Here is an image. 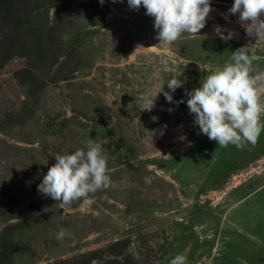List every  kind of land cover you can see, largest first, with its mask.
Returning <instances> with one entry per match:
<instances>
[{
    "label": "rangeland",
    "instance_id": "rangeland-1",
    "mask_svg": "<svg viewBox=\"0 0 264 264\" xmlns=\"http://www.w3.org/2000/svg\"><path fill=\"white\" fill-rule=\"evenodd\" d=\"M71 1L79 6L42 42L49 52L37 86L17 75L25 55L0 59V264H51L117 242L133 264H169L177 254L188 264H264V131L243 150L222 148L200 133L186 103L240 47L264 71V39L229 13L234 0H210L199 37L172 44L156 39L143 6ZM53 11L43 13L50 23ZM174 77L183 82L174 103L160 93L151 112L140 111L136 98L162 84L169 91ZM137 118L156 130L151 140ZM89 139L106 150L111 184L90 208H61L37 186L57 153L86 150ZM61 227L71 237L57 240Z\"/></svg>",
    "mask_w": 264,
    "mask_h": 264
},
{
    "label": "clouds",
    "instance_id": "clouds-1",
    "mask_svg": "<svg viewBox=\"0 0 264 264\" xmlns=\"http://www.w3.org/2000/svg\"><path fill=\"white\" fill-rule=\"evenodd\" d=\"M99 2L102 5L104 0ZM127 4L134 10L143 6L146 15L153 18L156 39L166 44L174 43L185 33L199 37L197 34L206 26V18L212 10L210 0H127ZM228 11L232 15L239 14V22L249 37L264 39V0H234ZM232 36L229 31L224 39H231ZM137 48L144 47L137 45ZM259 59L250 55L247 47H240L231 53L223 66L208 73L198 88L186 93L189 97L187 107L195 117L194 125L199 127L201 134L222 148L233 145L237 150H243L247 144L255 145L264 131L261 119L264 117V95L261 93L264 71L254 67V62ZM164 85L159 86L154 96L141 94L136 98L140 111L151 112L160 93L167 102L174 103L170 93L181 88L183 82L179 77L169 79L166 83L169 91H164ZM182 102L175 103L178 106ZM151 119L154 122L157 120L156 117ZM136 123L141 127L139 118ZM143 130L150 140L156 134V130ZM159 134H164L163 129ZM105 152L101 143L89 139L86 150L57 153L55 163L48 168L37 190L58 201L61 208H70L75 201H82V207L90 208L95 203L94 194L111 184ZM54 235L57 240L71 237V233L63 227ZM104 259L122 258L106 255ZM91 264H101V261L93 259ZM169 264H188L187 257L177 254Z\"/></svg>",
    "mask_w": 264,
    "mask_h": 264
},
{
    "label": "trees",
    "instance_id": "trees-1",
    "mask_svg": "<svg viewBox=\"0 0 264 264\" xmlns=\"http://www.w3.org/2000/svg\"><path fill=\"white\" fill-rule=\"evenodd\" d=\"M77 6L79 3L71 0H0V59L5 61L12 54L25 55L28 64L18 69L17 75L27 88L39 83L37 64L49 52L48 48L43 49L42 42L53 41L59 19H64L66 12ZM50 7L54 8L52 23L43 15ZM123 246L120 242L111 243L51 264H91L93 259L101 261V264H133ZM106 255L122 259L105 260ZM2 257L0 255V262H4Z\"/></svg>",
    "mask_w": 264,
    "mask_h": 264
}]
</instances>
